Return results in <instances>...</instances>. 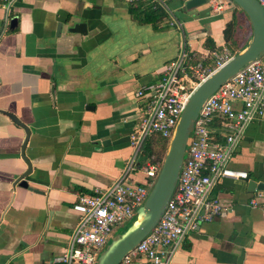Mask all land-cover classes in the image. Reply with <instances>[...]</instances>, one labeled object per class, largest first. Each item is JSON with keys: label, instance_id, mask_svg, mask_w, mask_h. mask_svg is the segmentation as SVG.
Listing matches in <instances>:
<instances>
[{"label": "crops", "instance_id": "obj_1", "mask_svg": "<svg viewBox=\"0 0 264 264\" xmlns=\"http://www.w3.org/2000/svg\"><path fill=\"white\" fill-rule=\"evenodd\" d=\"M133 8L140 9L118 0H0V264H63L55 259L79 220L73 204L110 186L132 153L136 91L156 84L183 46L199 59L233 52L224 31L236 7L196 8L180 20L175 12L187 8L174 0L157 24L138 21ZM78 23L86 34L70 32ZM11 115L31 131L28 187L17 183L28 170L26 131ZM228 166L249 174L215 189L232 213L186 235L173 264H264V197L251 205L264 185V118L248 125Z\"/></svg>", "mask_w": 264, "mask_h": 264}, {"label": "built area", "instance_id": "obj_2", "mask_svg": "<svg viewBox=\"0 0 264 264\" xmlns=\"http://www.w3.org/2000/svg\"><path fill=\"white\" fill-rule=\"evenodd\" d=\"M118 1L172 13L174 0ZM187 1L183 0V7ZM258 1L264 8V0ZM207 4L214 14L236 6L230 0H207ZM233 56L224 48L210 50L199 59L183 46L156 84L136 91L139 106L126 166L107 188L78 196L72 210L79 220L69 248L56 262L97 264L116 231L135 221L162 167L145 148L150 143L155 147L159 139L170 141L194 91ZM260 118H264V54L205 101L188 140L176 190L160 221L120 264H173L186 235L232 213V206L219 199L215 189L224 179H249L247 172L228 164L248 125ZM263 197L264 187L255 192L251 205L258 206Z\"/></svg>", "mask_w": 264, "mask_h": 264}, {"label": "water", "instance_id": "obj_3", "mask_svg": "<svg viewBox=\"0 0 264 264\" xmlns=\"http://www.w3.org/2000/svg\"><path fill=\"white\" fill-rule=\"evenodd\" d=\"M230 1L235 3L249 20L252 39L248 47L234 55L194 91L169 141V148L154 186L144 205L137 211L136 220L125 232L117 236L115 235L112 242L101 252L97 264H120L122 259L136 248L156 227L176 190L188 140L201 107L211 95L237 75L242 68L264 54V8L258 0ZM205 4H207V0H189L186 2L185 7L188 10H193ZM70 32L86 34L87 28L84 23H78L70 28ZM11 117L26 131V139L22 147V157L28 165V170L17 179V183L20 186L28 187L26 179L32 172V164L26 157L25 151L31 131L16 117L13 115ZM250 186L255 187L256 183L251 182ZM263 187L264 185H261V188Z\"/></svg>", "mask_w": 264, "mask_h": 264}, {"label": "trees", "instance_id": "obj_4", "mask_svg": "<svg viewBox=\"0 0 264 264\" xmlns=\"http://www.w3.org/2000/svg\"><path fill=\"white\" fill-rule=\"evenodd\" d=\"M181 2L183 4V0H181ZM132 14L138 21L150 24H157L161 19L165 18L166 16L165 13L162 11H152L141 8H133ZM224 34L227 43H230L235 48H240L241 51L247 48L249 45V38L252 39V30L247 16L242 11H236L233 15L232 21L228 23ZM235 48L233 49V54L236 55L238 52ZM144 152L147 153V155L155 153V149L152 146V143L148 144Z\"/></svg>", "mask_w": 264, "mask_h": 264}, {"label": "rangeland", "instance_id": "obj_5", "mask_svg": "<svg viewBox=\"0 0 264 264\" xmlns=\"http://www.w3.org/2000/svg\"><path fill=\"white\" fill-rule=\"evenodd\" d=\"M236 5V4H235ZM208 7V4H205V5H203V6H200V7H198V8H205V7ZM236 7V10L237 9H239V7L236 5L235 6ZM190 11L188 10V9H185V11L182 13L181 11H176L175 12V18L176 19H183V15L184 14H188ZM235 48V47H234ZM236 50H237V52L239 53L240 52V48H235ZM168 148H169V140H166V141H163V143H159V146H158V148H156V150H155V153H154V155H155V157L157 158V161H159V163L160 164H162L163 163V160H164V158H165V156H166V153H167V151H168ZM153 154V153H152ZM132 225V223H129V224H126V225H124L123 227H120L117 231H116V233H115V235L117 234V235H120L121 233H123L127 228H129V226H131ZM116 235V236H117ZM113 240V239H112ZM112 240L110 241V243L112 242Z\"/></svg>", "mask_w": 264, "mask_h": 264}]
</instances>
